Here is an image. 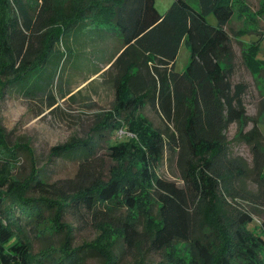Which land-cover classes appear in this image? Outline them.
<instances>
[{
    "label": "trees",
    "instance_id": "trees-1",
    "mask_svg": "<svg viewBox=\"0 0 264 264\" xmlns=\"http://www.w3.org/2000/svg\"><path fill=\"white\" fill-rule=\"evenodd\" d=\"M249 9L246 0H173L165 12L155 0H0V98L15 85L27 97L47 94L54 105L53 85L67 59L58 43L78 28L100 30L104 39L117 36L122 45L109 59L118 70L116 101L93 128L98 138H74L51 149L53 156L81 158L72 188L60 195L64 199L41 195L54 185L38 168L25 178L13 174L18 151L33 152L28 144L9 145L0 123V264H86L84 249L99 252L102 264H118V240L138 247L139 235L151 248L166 250L172 264H264V221L260 233L249 228L254 217L245 204L264 206V110L250 116L248 84L232 82L236 53L226 28L236 12ZM259 9L264 13V0ZM210 12L217 24L208 21ZM183 41L190 58L180 72L175 65ZM254 48L243 46V58L261 73L264 62L255 59ZM146 106L161 116L164 128L142 116ZM234 122L235 138L251 146L262 186L255 193L244 184L251 173L247 160L230 155L226 132ZM125 125L137 137L109 144L108 155L118 164L105 178L96 156L99 141ZM166 153L175 156L182 185L157 172ZM143 192L155 201L144 217L137 214ZM67 208L92 213L101 230L96 242L72 247L71 231L64 233L68 225L61 221ZM31 228L46 240L40 254L33 252ZM62 232L59 245L48 240ZM175 245L178 256L169 251Z\"/></svg>",
    "mask_w": 264,
    "mask_h": 264
},
{
    "label": "rangeland",
    "instance_id": "rangeland-1",
    "mask_svg": "<svg viewBox=\"0 0 264 264\" xmlns=\"http://www.w3.org/2000/svg\"><path fill=\"white\" fill-rule=\"evenodd\" d=\"M60 1L82 5L86 0ZM246 1L250 7L249 12L241 15L236 12L226 28L231 34V42L236 53L232 82L235 84L242 81L248 84L244 101L248 114L256 117L260 116V110H264V71L254 72L245 64L242 48L248 42L255 43L254 57L258 61L264 62V13L262 9H259L262 0ZM172 2L173 0H155L160 12H165ZM207 19L212 24L218 23L214 12H210ZM246 29L247 31H244ZM242 30L244 32L240 34ZM60 39L58 47L63 53L64 59H67L60 65L53 85L56 103L51 105L50 97L47 94L27 97L15 85L7 87L0 98V123L5 130L9 145L28 144L33 152L31 155L26 150L18 151L20 157L13 174L19 178H25L34 167L40 169L47 182L60 188L51 187L52 192L41 195L62 200L64 199L60 196L62 191H69L72 188L73 183L69 180L75 178L81 158L75 154L53 156L51 149L53 146L74 138H88L93 134L98 138V134L93 131V128L103 121L107 112L114 110L116 101L115 78L118 75V70L113 65L114 60L109 63V59L115 56L122 45L117 36H109L104 39L100 30L86 27L74 30L70 36L62 35ZM189 58V47L186 41H183L175 69L180 72L185 70ZM97 70L101 71L96 73ZM1 88L0 86V90ZM140 112L155 126L165 127L161 116L154 109L146 106ZM122 116L119 115L118 119H122ZM252 126L253 124L250 122L246 130H250ZM238 128V123L234 122L226 132L230 141V155L240 156L247 160L251 173L244 184L248 190L255 193L260 191L262 186L259 185L257 173L253 171L251 146L235 138ZM261 128L264 132V124H261ZM120 130H125V134L128 135L121 137ZM136 137L137 135L125 125L113 131L107 140L99 141L96 156L98 161L102 162L99 168L104 172L105 178L109 171L118 164L108 155L109 144ZM129 162L130 160H127L124 165H128ZM157 172L166 179L174 180L180 185L183 184L176 165V158L169 153H166L158 164ZM63 188L65 189L63 190ZM33 193L36 196L39 194L38 191H33ZM154 203L151 195L143 192L141 212H137L138 216L144 217L145 211L153 207ZM245 204L250 207L254 217V223H251L249 228L255 233H260L259 227L264 221V206L253 202ZM50 214L52 215L51 211H46V215ZM61 221L68 225L63 232L65 233L67 229L71 231L72 247L96 242L101 234V230L95 225L96 220L92 213L87 211L74 212L67 208L62 214ZM28 232L33 244V252L40 254L42 248L46 246V240L36 237L32 228ZM63 232L54 234L48 240L54 245H59L60 240L65 236ZM261 237L264 238V233ZM138 238L142 239V245L138 247L130 245L124 240H118L115 246L118 264H172L167 258L166 250L157 251L151 248L145 236L139 235ZM171 250L175 256L179 255V246L175 245L169 251ZM82 256L86 264H102L104 262L103 256L97 251L84 249Z\"/></svg>",
    "mask_w": 264,
    "mask_h": 264
},
{
    "label": "built area",
    "instance_id": "built-area-1",
    "mask_svg": "<svg viewBox=\"0 0 264 264\" xmlns=\"http://www.w3.org/2000/svg\"><path fill=\"white\" fill-rule=\"evenodd\" d=\"M126 133V131L125 130H120V135H121V137L122 136H127L128 134H125Z\"/></svg>",
    "mask_w": 264,
    "mask_h": 264
},
{
    "label": "crops",
    "instance_id": "crops-1",
    "mask_svg": "<svg viewBox=\"0 0 264 264\" xmlns=\"http://www.w3.org/2000/svg\"><path fill=\"white\" fill-rule=\"evenodd\" d=\"M120 49H122V47H121ZM120 49H119V50H120ZM118 54H119V51H117V53L115 54V56L117 57V56H118Z\"/></svg>",
    "mask_w": 264,
    "mask_h": 264
}]
</instances>
